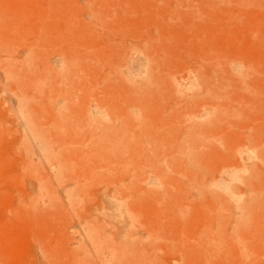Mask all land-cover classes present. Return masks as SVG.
Instances as JSON below:
<instances>
[{
  "label": "rangeland",
  "instance_id": "obj_1",
  "mask_svg": "<svg viewBox=\"0 0 264 264\" xmlns=\"http://www.w3.org/2000/svg\"><path fill=\"white\" fill-rule=\"evenodd\" d=\"M0 264H264V0H0Z\"/></svg>",
  "mask_w": 264,
  "mask_h": 264
}]
</instances>
